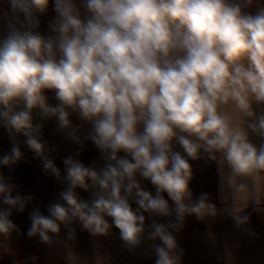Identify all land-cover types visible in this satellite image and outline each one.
<instances>
[{
    "label": "clouds",
    "instance_id": "1",
    "mask_svg": "<svg viewBox=\"0 0 264 264\" xmlns=\"http://www.w3.org/2000/svg\"><path fill=\"white\" fill-rule=\"evenodd\" d=\"M8 3L0 16L6 20L0 35V127L12 146L0 156V166L21 160L17 137L23 136L45 172L61 179L46 155L40 121L55 117L79 144L73 115L89 126L85 138L104 161L96 168L64 158V190L47 215L40 208L29 213L27 236L51 244L59 241L62 226L67 239L75 240L77 222L93 237L115 227L129 252L146 245L144 255H154V264H181L183 250L173 231L187 216L217 214L207 193L193 200L190 160L226 165L232 177L264 172V142L250 139L252 134L264 140V7L253 14L245 9L254 0ZM50 3L56 15L45 35L37 30L38 15ZM229 104L239 120L223 110ZM141 180L151 183L154 194ZM32 199L0 175V238L18 231L13 210L24 212ZM235 219L240 224L247 217Z\"/></svg>",
    "mask_w": 264,
    "mask_h": 264
},
{
    "label": "crops",
    "instance_id": "2",
    "mask_svg": "<svg viewBox=\"0 0 264 264\" xmlns=\"http://www.w3.org/2000/svg\"><path fill=\"white\" fill-rule=\"evenodd\" d=\"M9 7L8 0H0V16ZM258 7H264V0H254L253 5L245 10L254 14ZM55 15L50 3L48 11L38 15L40 26L37 30L49 34L48 24ZM5 30L6 20L0 19V35ZM47 94L49 102L55 104L53 93ZM223 110L239 120L231 104L223 106ZM71 119L78 129L75 134L80 138L79 144L59 129L55 117L40 121L43 124L42 142L46 146V155L60 169L62 176L59 180L50 172H45L43 160L23 143L25 138L17 137L22 158L11 168L5 167L8 173L0 175L14 184L18 193L30 195L33 199L27 203L24 212L12 214L11 219L18 231H14L7 239L0 238V264H154V255H144L146 245L129 252L115 227L106 236L93 237L77 222L72 225L76 233L75 240L67 239L68 230L62 226L59 241L54 240L51 244L42 243L39 237L27 236L29 213L34 208H40L47 215V206L56 202L64 190V158L72 156L86 166L96 168L104 165L94 144L85 138L89 126L82 124L75 115ZM250 139L256 144L264 142L252 134ZM11 146L7 131L0 127V156L8 153ZM190 163L193 170L190 183L193 200L201 193H207L209 201L216 206L217 214L201 219L195 215L187 216L183 227L173 231L178 249L183 250L181 264H264V172L232 177L226 165H218L207 158L190 160ZM140 182L154 194L155 189L149 181ZM77 192L84 199L91 198L89 192L82 189H77ZM165 198L168 199L167 194ZM169 203L172 204L170 199ZM133 207L137 206L133 203ZM144 215L150 227L152 218L148 213ZM237 216H246L247 219L237 224ZM156 220L160 223L169 220L175 222L174 217H157Z\"/></svg>",
    "mask_w": 264,
    "mask_h": 264
},
{
    "label": "trees",
    "instance_id": "3",
    "mask_svg": "<svg viewBox=\"0 0 264 264\" xmlns=\"http://www.w3.org/2000/svg\"><path fill=\"white\" fill-rule=\"evenodd\" d=\"M0 173L1 174H6L8 171H6L5 167H0ZM17 211L14 210L13 214L16 213Z\"/></svg>",
    "mask_w": 264,
    "mask_h": 264
}]
</instances>
